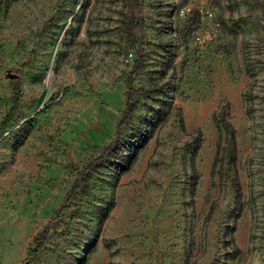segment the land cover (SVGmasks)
<instances>
[{
  "label": "rangeland",
  "instance_id": "1",
  "mask_svg": "<svg viewBox=\"0 0 264 264\" xmlns=\"http://www.w3.org/2000/svg\"><path fill=\"white\" fill-rule=\"evenodd\" d=\"M13 83L0 264H264V0H0Z\"/></svg>",
  "mask_w": 264,
  "mask_h": 264
},
{
  "label": "trees",
  "instance_id": "2",
  "mask_svg": "<svg viewBox=\"0 0 264 264\" xmlns=\"http://www.w3.org/2000/svg\"><path fill=\"white\" fill-rule=\"evenodd\" d=\"M127 24L129 25L128 29H131V27L133 26L132 20H129L127 22ZM128 37L130 39L133 38V34L130 33V30L128 32ZM12 85H13V92H12L11 99H10V107L8 109L7 114L1 119L0 126H3L6 123V121H9L13 117V115L15 114V111L18 108L19 92H18L17 83H13ZM136 93H137V90L133 87V85L131 84V81L128 79L126 82V89H125V93H124L123 109L121 110L120 116L116 121L115 135L112 138V140L109 141V145H111L112 147H117V145H118V138H119V132H118L119 130L118 129H119V126L123 123V121L126 118H128L131 115V111H132L134 103H135L134 97H135ZM88 163L93 164L94 167H97V166L103 164V159H99L98 157L92 158ZM85 184H86V178H85V173H84L83 168H82L81 170H79L77 177L70 184V186H69V188L65 194V198L63 199V201H62L60 207L57 209V211L54 212V215L61 211V209L63 208L64 201H66L68 199V196L73 194L77 189L84 188ZM48 225H49L48 223L44 224L41 231L37 234L36 238L33 240L32 245L27 249L26 258H28L29 256L30 257L33 256L37 252L38 248L40 247V238L46 233V231H48V229H49Z\"/></svg>",
  "mask_w": 264,
  "mask_h": 264
},
{
  "label": "built area",
  "instance_id": "3",
  "mask_svg": "<svg viewBox=\"0 0 264 264\" xmlns=\"http://www.w3.org/2000/svg\"><path fill=\"white\" fill-rule=\"evenodd\" d=\"M189 11H190V7H189V5H183V6H181V7H179V8L177 9V15H179V16H184V15L188 14ZM196 40H197V42H201L200 38H198V37H196ZM126 57H127L128 59H130L131 57H133V53H132L131 51L128 52V53L126 54Z\"/></svg>",
  "mask_w": 264,
  "mask_h": 264
},
{
  "label": "water",
  "instance_id": "4",
  "mask_svg": "<svg viewBox=\"0 0 264 264\" xmlns=\"http://www.w3.org/2000/svg\"><path fill=\"white\" fill-rule=\"evenodd\" d=\"M16 77H17L16 74L10 73L9 71H7L5 73V78H7V79H13V78H16Z\"/></svg>",
  "mask_w": 264,
  "mask_h": 264
}]
</instances>
